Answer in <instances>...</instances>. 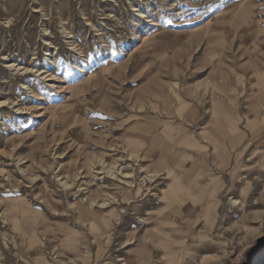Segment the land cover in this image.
<instances>
[{
  "label": "rangeland",
  "instance_id": "obj_1",
  "mask_svg": "<svg viewBox=\"0 0 264 264\" xmlns=\"http://www.w3.org/2000/svg\"><path fill=\"white\" fill-rule=\"evenodd\" d=\"M0 102V264H264V0H0Z\"/></svg>",
  "mask_w": 264,
  "mask_h": 264
},
{
  "label": "bare ground",
  "instance_id": "obj_2",
  "mask_svg": "<svg viewBox=\"0 0 264 264\" xmlns=\"http://www.w3.org/2000/svg\"><path fill=\"white\" fill-rule=\"evenodd\" d=\"M138 16L141 17V18H146L145 16V13L144 11L142 10H138ZM14 65H11V67H13ZM2 104H7V105H10L8 102H5V103H1L0 102V105ZM16 105V104H15ZM96 170V172L99 174V175H107V176H110L112 178H117L119 175L124 177V178H132V174L128 173L125 171V169H121V166L117 167L116 164H111L109 163L107 160H99L98 161V164L95 166L94 168ZM94 170V171H95ZM81 174H77L75 175V179H79V177L81 178ZM56 178L58 179V182L59 184H61V186L63 187V189L65 191H69L71 190L72 188L75 187L74 183L72 181H70L67 177H60L58 174H56ZM79 190L81 189V187L78 188ZM91 191V190H90ZM110 200L109 201H105V202H102V203H95L94 201H91V204L90 206L95 209L96 207L99 208L100 210H103L108 208V206H111L109 204ZM96 206V207H95ZM95 207V208H94ZM90 215V214H89ZM93 218V217H92ZM73 219V218H72ZM44 220V219H43ZM69 225V224H68ZM53 226V225H52ZM253 247V246H251Z\"/></svg>",
  "mask_w": 264,
  "mask_h": 264
},
{
  "label": "crops",
  "instance_id": "obj_3",
  "mask_svg": "<svg viewBox=\"0 0 264 264\" xmlns=\"http://www.w3.org/2000/svg\"><path fill=\"white\" fill-rule=\"evenodd\" d=\"M252 86H256V83L254 80H251Z\"/></svg>",
  "mask_w": 264,
  "mask_h": 264
}]
</instances>
